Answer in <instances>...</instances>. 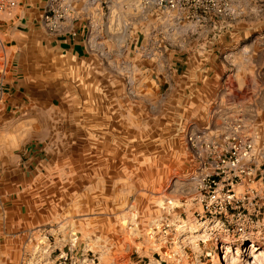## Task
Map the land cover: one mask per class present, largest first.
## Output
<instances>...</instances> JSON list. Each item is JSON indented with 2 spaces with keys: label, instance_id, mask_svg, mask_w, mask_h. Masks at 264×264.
<instances>
[{
  "label": "rangeland",
  "instance_id": "374dc122",
  "mask_svg": "<svg viewBox=\"0 0 264 264\" xmlns=\"http://www.w3.org/2000/svg\"><path fill=\"white\" fill-rule=\"evenodd\" d=\"M231 9L234 18L250 19L248 28L261 29L263 53L243 49L230 56L236 68L226 102L225 74L217 70L221 84L211 89L207 38L197 32L209 23L196 26L172 10L143 12L133 0L72 3L71 13L84 22L88 44L111 75L95 85L71 77L67 98L53 100L69 112L51 125L65 136L58 143L63 147L39 146L40 163L9 198L5 230L0 226L8 242L1 251L10 253L5 264H264L247 249L250 241L215 247L192 211L185 132L218 131L222 118L236 112L264 132V0H237ZM218 19L213 25L221 31L228 20ZM213 53L225 64V53ZM175 57L183 62L172 73ZM132 61L152 65V81ZM208 92L217 93L215 100ZM252 244L264 249V239Z\"/></svg>",
  "mask_w": 264,
  "mask_h": 264
},
{
  "label": "crops",
  "instance_id": "0c3cea01",
  "mask_svg": "<svg viewBox=\"0 0 264 264\" xmlns=\"http://www.w3.org/2000/svg\"><path fill=\"white\" fill-rule=\"evenodd\" d=\"M13 1L12 6L0 9V71L5 82L0 101V226L3 231L6 222L2 217H6L4 209L9 208L7 213L11 212L12 202L9 198L17 197L23 175L29 176L33 164L40 163V147L45 144L51 152L63 147V144L59 147L58 143L65 136L59 138V132L51 125L57 118L67 117L69 112H60L53 100L58 97L62 100L64 95L67 98L71 77L83 85H95L99 78L105 79L111 75V71L107 73L102 67L94 48L88 44L84 22L76 19L77 15L71 13L61 23L59 31L49 33L40 20L45 0ZM254 18L260 21L262 16L254 15ZM226 19L228 21H225V28L221 31L215 29V24L209 23V27L200 28L197 32L204 33L207 38L205 43L208 49L205 52L212 59L208 61L212 64L205 67L212 70L207 77L210 88L214 86L217 90L220 86L218 75L221 70L225 74L224 95L227 102L233 79L231 68H236L230 56L241 55L243 49H247L250 55L262 54L263 51L257 39L261 36V29L248 28L250 19L247 16L234 18L232 15ZM250 35L255 39L246 42V37ZM213 51L225 53V64L214 61ZM182 62L181 58L175 57L170 71L176 72ZM109 63L114 66H110V69L117 71V65L111 61ZM132 63L135 68L146 71L145 78L148 80L149 77L152 81V65L139 63L138 67L135 61ZM202 92L205 93L204 90ZM206 95L215 100L217 93L208 92ZM216 107L218 112L223 108L220 103ZM11 108L19 110V115L12 114ZM36 142L39 144L31 145ZM15 212L13 210V214ZM7 243L0 238V246ZM9 258L10 253L2 252L0 248V264H5V260L10 261Z\"/></svg>",
  "mask_w": 264,
  "mask_h": 264
},
{
  "label": "built area",
  "instance_id": "2783aa9c",
  "mask_svg": "<svg viewBox=\"0 0 264 264\" xmlns=\"http://www.w3.org/2000/svg\"><path fill=\"white\" fill-rule=\"evenodd\" d=\"M74 1L45 0L40 20L47 32L60 30ZM133 1L143 12L176 11L196 26L233 15L231 0ZM13 4L0 0V9ZM4 86L0 71V101ZM184 138L193 162L191 202L198 229L208 232L215 247L264 239V132L236 112L222 118L218 131L206 126L186 131Z\"/></svg>",
  "mask_w": 264,
  "mask_h": 264
},
{
  "label": "bare ground",
  "instance_id": "6f19581e",
  "mask_svg": "<svg viewBox=\"0 0 264 264\" xmlns=\"http://www.w3.org/2000/svg\"><path fill=\"white\" fill-rule=\"evenodd\" d=\"M223 245V244H222ZM221 245V246H222ZM247 249H249V252L251 253V254H253V255H255V258H257L258 259V261L259 260H261L262 261V257L264 258V249H260V248H255L254 247V245L250 242L249 243V246H248V248ZM223 250V252H224V254H226L227 252H229V250H230V246H225V249H222ZM222 252V251H221ZM256 253V254H255ZM248 264H249V262H248ZM257 264H261L260 262L259 263H257Z\"/></svg>",
  "mask_w": 264,
  "mask_h": 264
}]
</instances>
